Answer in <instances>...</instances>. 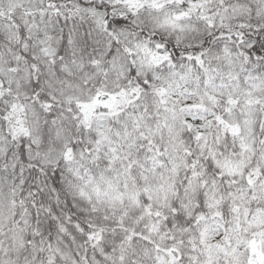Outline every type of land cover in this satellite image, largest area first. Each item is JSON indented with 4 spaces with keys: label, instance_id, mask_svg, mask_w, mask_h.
I'll use <instances>...</instances> for the list:
<instances>
[{
    "label": "snow or ice",
    "instance_id": "6c2138e0",
    "mask_svg": "<svg viewBox=\"0 0 264 264\" xmlns=\"http://www.w3.org/2000/svg\"><path fill=\"white\" fill-rule=\"evenodd\" d=\"M0 264H264V0H0Z\"/></svg>",
    "mask_w": 264,
    "mask_h": 264
}]
</instances>
